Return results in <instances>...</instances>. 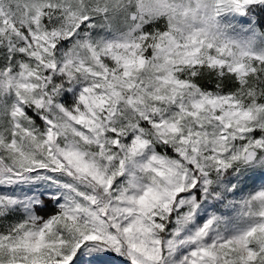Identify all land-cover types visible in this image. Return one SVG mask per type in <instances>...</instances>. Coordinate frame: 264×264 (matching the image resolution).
Wrapping results in <instances>:
<instances>
[{
    "label": "snow or ice",
    "instance_id": "6c2138e0",
    "mask_svg": "<svg viewBox=\"0 0 264 264\" xmlns=\"http://www.w3.org/2000/svg\"><path fill=\"white\" fill-rule=\"evenodd\" d=\"M0 264H264V0H0Z\"/></svg>",
    "mask_w": 264,
    "mask_h": 264
}]
</instances>
